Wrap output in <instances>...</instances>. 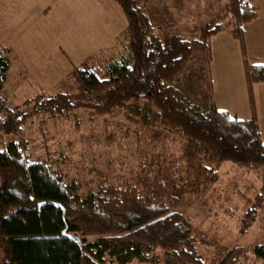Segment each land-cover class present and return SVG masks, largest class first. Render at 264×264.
Instances as JSON below:
<instances>
[{
  "label": "trees",
  "instance_id": "16d2710c",
  "mask_svg": "<svg viewBox=\"0 0 264 264\" xmlns=\"http://www.w3.org/2000/svg\"><path fill=\"white\" fill-rule=\"evenodd\" d=\"M126 21L125 53L97 64L89 56L72 66L75 92H57L28 101L30 107L0 112V138L15 135L31 114L62 117L76 109L113 114L143 103L136 113L176 133L193 152L203 150L204 182L216 179L213 165L231 163L260 174L262 186L241 219L246 230L256 211L264 213V145L261 142L251 85L264 82V64L243 62L249 117L239 119L211 105L203 110L178 89L180 76L195 54L201 65L200 87L211 93V38L221 32L241 41L243 27L256 17L247 0H226L222 14L190 39L173 33L158 35L141 11L140 0H114ZM1 51V48H0ZM101 65V67H100ZM9 67L0 53V92ZM2 103H0V106ZM183 194L161 182H118L83 191L79 182H65L49 163H29L18 140H0V264H237L246 250L235 248L217 261L200 258L199 241L190 220L178 210ZM41 202L50 204L38 207ZM52 204H58L55 207ZM76 235L78 240L61 235ZM261 242L249 248L264 264Z\"/></svg>",
  "mask_w": 264,
  "mask_h": 264
},
{
  "label": "rangeland",
  "instance_id": "374dc122",
  "mask_svg": "<svg viewBox=\"0 0 264 264\" xmlns=\"http://www.w3.org/2000/svg\"><path fill=\"white\" fill-rule=\"evenodd\" d=\"M44 1L0 0V8L8 2L7 16L11 15L0 18V45L8 47V51L1 49L0 53L8 61H11L13 54H17L20 59L27 57L28 67L25 72L31 73V80L43 91L30 89L31 84L27 83L31 82L30 78L19 76L17 62L11 63L0 92V112L3 114L7 110L17 111L30 107L27 102L40 95L74 93L75 87L70 76L72 63L78 65L89 56H97V50L102 49V45L96 43L93 37H88L86 47L81 46L79 53L75 54L67 46L63 56L55 53L57 57H53L52 51L45 50L46 37L33 38L27 34V20H32L31 16L36 15L35 12L43 20L85 21L87 35L96 27L95 23L100 22L104 30L111 33L116 45H107L112 47L109 49L110 53L107 50L103 56H98L97 64L110 60L107 55L117 57L125 53L122 44L127 39L126 21L114 0ZM225 2L226 0H140L138 5L158 35L177 33L190 39L202 26L221 16ZM258 15L264 16L262 11ZM3 20L18 21L15 27H6ZM33 26L36 27L35 22ZM228 34L221 32L210 39L211 53L216 58L215 63H210L211 72L214 68H221L216 63H226L221 51H227L230 47L234 49L238 46L237 42H240L233 40ZM29 44L34 47L31 54ZM34 52L39 55L37 61L30 58ZM218 52L221 53V59L218 58ZM238 54V51L231 53L232 60L237 59ZM201 68L195 54L174 85L188 94L203 110H207L212 104L208 93L200 87ZM21 79L25 80L24 88L28 89L18 88L16 93L17 80ZM11 94L19 95L11 97ZM144 106L143 103L130 104L126 109L116 110L109 115H97L92 110L83 108L76 109L65 117L33 113L25 119L15 135L2 138L5 142L10 139L18 140L23 145V152L29 163L51 164L65 182H79L84 192L111 182L165 183L172 192L183 194L178 210L190 220L199 235L195 248L200 258L211 263L235 248H243L246 250V257L239 258L237 264H258L249 248L261 242L264 213L257 210V217L246 230L241 228L240 221L261 189L260 174L245 171L231 163H219L213 165L215 181L204 182L199 174L201 167L208 165L202 159L204 151L193 152L176 133L162 129L151 120L144 124L142 116L135 111L145 108ZM154 253L157 256L154 263L130 264H161L163 253L160 250H155Z\"/></svg>",
  "mask_w": 264,
  "mask_h": 264
},
{
  "label": "crops",
  "instance_id": "0c3cea01",
  "mask_svg": "<svg viewBox=\"0 0 264 264\" xmlns=\"http://www.w3.org/2000/svg\"><path fill=\"white\" fill-rule=\"evenodd\" d=\"M247 1L256 8L255 19L244 25L242 40L239 43L237 42L238 46H236V48L232 49L230 47L229 50L227 51H223V52L221 51L222 56H224L225 58L224 61H226V63L225 64H221L220 62L216 63V65H220L221 68L219 69L214 68L212 72L209 69L212 91L208 95L210 97L211 104L217 110L227 111L231 116H234L239 119H246L249 117V106L246 95L247 89L244 81L243 62L244 60H249L248 62L250 64L252 63L264 64V16L261 15L259 17L258 15L261 13V11L264 14V0H247ZM7 4L8 2L6 3V5L5 4L1 5L0 18L3 16H7L8 13L6 10ZM48 8L50 7L48 6ZM29 13L32 15V12ZM35 13L36 15L34 14V16H31L33 17L32 20H27L28 21L27 27L29 28L27 34H29V37H33V38L46 37L47 39H46L45 50L52 51L53 57H57L56 54L63 56L65 52L64 48H68L67 46H69L70 50L73 49L75 54L79 53L81 51V46L86 47V42L88 41V37L91 38L93 37L92 39L96 43L102 45L101 47L102 49L97 50L98 55L103 56L104 52H108L107 50L112 48L111 46L107 47V45H110L111 43L116 45L113 42L114 39L111 37L112 36L111 33L109 31L104 30V26L100 22H96L95 23L96 27L89 33V35H87V25L85 21L81 22L80 20H43L38 12ZM10 16L11 15L7 16L6 18ZM17 21L18 20H3V23L5 24L6 27H15V23ZM34 22L36 23V27L33 26ZM66 42H68L69 44H67ZM125 43L126 41H124L122 44L123 50ZM237 47H239V50L237 49ZM0 48L8 51L7 49L8 47L4 48L2 45H0ZM28 49L31 54V52L34 49L33 45L29 44ZM236 51L239 52V54L236 55L237 59L234 58L232 60L233 57L231 58L230 55L231 53H235ZM221 53L218 56L219 59H221L220 58ZM211 55H212L211 64H213L215 63L216 58L213 52L211 53ZM107 56H108L107 58L110 59L118 57V56L114 57L110 55ZM30 58L36 59L37 61V59L39 60V55H36V53L34 52V55H31ZM10 59L11 61L10 60L8 61L9 63L8 69H11V63L17 62L16 64L18 65L16 68L18 70V75L28 76L30 78L31 82H27L28 84H31L30 89L43 92L42 88L31 80V76H32L31 73L25 72V69H27L28 67L27 57L25 59H20V57L17 54L16 55L13 54ZM72 66H76V65L72 63ZM25 80L23 79H21V81L17 80L18 87L16 88V93L17 91H19L18 88L20 90H22V88L25 90L28 89V87L24 88L23 82H25ZM5 82L6 81H4V83ZM250 88L254 100V107H255L256 119L258 123L259 135L261 142L264 145V82L252 84ZM48 89L49 88H47V91ZM18 95L19 94H11L10 96L15 97Z\"/></svg>",
  "mask_w": 264,
  "mask_h": 264
},
{
  "label": "water",
  "instance_id": "95a60500",
  "mask_svg": "<svg viewBox=\"0 0 264 264\" xmlns=\"http://www.w3.org/2000/svg\"><path fill=\"white\" fill-rule=\"evenodd\" d=\"M47 204H50V203H48V202H41V203H39L38 204V207H41V206H44V205H47ZM53 206H55V207H59V205L58 204H52ZM61 235H64V236H66L68 239H71V240H78V238H77V236L76 235H73V234H66L65 233V230H62L61 231Z\"/></svg>",
  "mask_w": 264,
  "mask_h": 264
}]
</instances>
